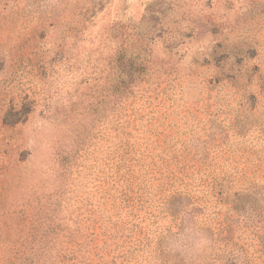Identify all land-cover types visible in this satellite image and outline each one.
<instances>
[{
    "label": "rangeland",
    "instance_id": "374dc122",
    "mask_svg": "<svg viewBox=\"0 0 264 264\" xmlns=\"http://www.w3.org/2000/svg\"><path fill=\"white\" fill-rule=\"evenodd\" d=\"M22 252L264 264V0H0V264Z\"/></svg>",
    "mask_w": 264,
    "mask_h": 264
},
{
    "label": "trees",
    "instance_id": "16d2710c",
    "mask_svg": "<svg viewBox=\"0 0 264 264\" xmlns=\"http://www.w3.org/2000/svg\"><path fill=\"white\" fill-rule=\"evenodd\" d=\"M115 62V79L112 84L116 86L117 90L121 88L124 92L130 89V87L132 86V81L134 80V78H136V75L137 77L138 75L140 76V73L145 67V64L142 60L136 61V55H133L131 53L127 55L124 49L118 51V54H116ZM42 242L44 244L43 247H45L48 242H50L49 235H44ZM27 254L22 252V254L15 256L14 259L10 260V264H31L32 259L30 261V258ZM36 254L38 253L35 252L34 255ZM43 264H46L45 261H43Z\"/></svg>",
    "mask_w": 264,
    "mask_h": 264
}]
</instances>
